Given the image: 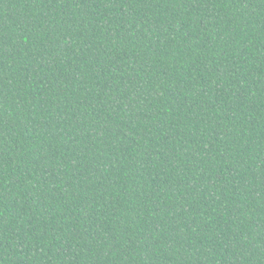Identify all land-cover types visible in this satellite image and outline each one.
<instances>
[{"label":"trees","instance_id":"16d2710c","mask_svg":"<svg viewBox=\"0 0 264 264\" xmlns=\"http://www.w3.org/2000/svg\"><path fill=\"white\" fill-rule=\"evenodd\" d=\"M0 264H264V0H0Z\"/></svg>","mask_w":264,"mask_h":264}]
</instances>
